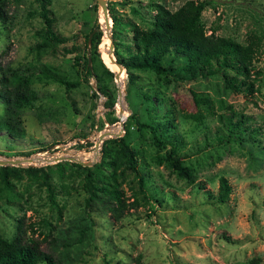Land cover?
Segmentation results:
<instances>
[{"label":"rangeland","instance_id":"1","mask_svg":"<svg viewBox=\"0 0 264 264\" xmlns=\"http://www.w3.org/2000/svg\"><path fill=\"white\" fill-rule=\"evenodd\" d=\"M105 1L108 12L112 9L122 19L146 27L152 21L154 2L173 10L184 0ZM41 3L60 37L55 44L48 40ZM3 9L7 17L0 20V86H10L12 70L26 79L36 96L17 109H5L0 99V120L8 112L23 130L10 136L0 129V154L37 157L18 166L5 164L19 167V175L9 176L10 190L0 181V236L11 239L19 225L22 236L35 239L57 264H137V258L142 264H264V0H210L199 16L206 32L240 43L249 34L258 36L250 73L256 90L235 92L220 73L182 79L150 69L134 70L137 85L151 96L147 100L133 86L125 94L123 68L122 83H116L114 73L112 80L104 76L110 88L115 87V99L117 84L122 88L113 107L104 102L100 106L101 93L81 58L92 56L93 71L103 75L107 30L96 0H3ZM96 20L104 38L95 52L84 35ZM118 32L120 43L129 40L126 26ZM43 41L47 44L39 45ZM229 110L245 115L240 141H219L215 136L217 113ZM129 112L145 123L165 116L173 119L174 131L183 141L177 154L183 165L192 168V180L153 161L168 144L155 147L147 129ZM187 112L197 113L198 118L184 117ZM105 129L119 132L96 144ZM124 130L126 142L136 150L147 195L146 202L115 218L108 208L111 202L100 192L94 203L86 205L81 187L86 170L73 165V160L55 158L92 160L84 165L92 168L100 160L102 140ZM26 166L42 167L53 186L52 199L39 171L33 175L23 170ZM219 175L230 185L223 202L214 198ZM128 178L118 186L125 201L132 199L129 185H137L134 173Z\"/></svg>","mask_w":264,"mask_h":264},{"label":"trees","instance_id":"2","mask_svg":"<svg viewBox=\"0 0 264 264\" xmlns=\"http://www.w3.org/2000/svg\"><path fill=\"white\" fill-rule=\"evenodd\" d=\"M210 0H184L175 9L170 10L160 2H154V13L150 25L142 27L137 23L122 19L114 10L109 9L111 19L110 37L113 44L112 53L114 59L124 68L125 86L124 92L127 94L133 86L137 88L143 97L151 100V96L137 85L138 74L134 70L150 69L163 77L168 75L179 76L182 79H193L197 76L220 73L227 87L235 92L251 93L256 90L254 86V76H251V61L258 50L259 38L255 34H249L244 43H240L229 36H223L213 31L206 32L200 19V11ZM41 5V15L46 24L48 40L54 44L60 37L51 28V18L48 16V9L43 3ZM7 14L3 9V0H0V20H5ZM126 26L131 34L127 42L120 43L121 35L118 29ZM92 50L96 52L97 45L102 42L103 31L96 20L84 35ZM43 41L39 45H46ZM87 52L89 48L87 45ZM90 57V56H89ZM83 67L90 73L95 82L97 90L105 96L104 103L108 107H113L116 102L115 87L112 89L105 82V74L112 80L113 71L102 61L103 75L93 71L92 56L87 62V56H82ZM91 60V61H90ZM48 67H45V70ZM255 72H257L255 70ZM10 86L6 84L0 86V99L5 105V109H17L31 104L35 98V91L28 86L26 79L19 76L15 71H10ZM62 83H68L65 78H58ZM0 120V129L8 135H21L22 128L7 115ZM184 117L198 118L197 113H183ZM129 117H134L129 112ZM136 120V117H134ZM217 125L215 136L219 141L234 139L240 141L245 131V115L233 110L229 112H218L216 115ZM114 122L117 118H111ZM137 121V120H136ZM137 124L144 126L149 132V141L155 147H161L165 143L168 148L161 154L156 152L153 161L163 164L169 171L179 177L192 180L193 170L181 163V158L177 154L182 138L176 135L173 119L165 116L164 119L155 123H145L137 121ZM127 130L118 136L102 140L100 145V160L89 168L77 162H71L78 168H84L81 183L82 189L86 191V205L94 203L98 192L104 195L110 213L117 218L129 207H135L139 203L146 202V192L144 190V176L140 173L136 164V150L126 142ZM106 168V171H105ZM16 166L0 165V181L3 187L11 189L9 176H18ZM140 169V168H139ZM28 173L39 171L41 180L47 194L52 199L53 186L47 179V175L42 171L41 166H26L23 168ZM136 175L137 185H129L132 199L125 201L119 183L128 180V174ZM199 187H204L202 182L197 183ZM230 185L223 175L218 176V184L215 201L223 202L229 193ZM22 228L17 225V231L11 239L0 236V264H37L44 261L48 264H57L51 254L38 247L35 239L22 236ZM137 264H142L137 258Z\"/></svg>","mask_w":264,"mask_h":264},{"label":"bare ground","instance_id":"3","mask_svg":"<svg viewBox=\"0 0 264 264\" xmlns=\"http://www.w3.org/2000/svg\"><path fill=\"white\" fill-rule=\"evenodd\" d=\"M101 11V10H100ZM100 19L102 20V23H103V27H104V30H105V32H106V30H107V33H108V29H109V27H108V23L110 24V20H108V22L106 23V20L104 19V17H103V14L102 15H100ZM107 33H106V39L104 38V36L102 35V40H103V38H104V44H105V40H107V50H108V42H109V38H108V36H107ZM103 55H106V53H103ZM107 57H108V55H107ZM105 60H106V62H107V64L105 63V61H104V63H105V65L109 68V69H111V70H113V72H114V74H115V76H114V78H115V81H116V83H117V81L119 82V83H122V74H123V71H122V69H119V67L116 65V64H114L113 62H111L110 61V57H108V58H105ZM117 89H118V95H117V99H116V102H115V105L117 104V102H118V96H121V94L120 93H122V88L120 87L119 88V84H117ZM121 100V98L119 97V101ZM122 106H119V108H118V110H119V113H120V115H122V114H124L123 112H122ZM119 123H120V121H119ZM113 133H117V131H115V130H113V129H105L98 137H97V139H96V144H98V142L101 140V138H103L104 136H108V135H110V134H113ZM116 135V134H115ZM95 148H96V151H97V145H95ZM36 157H37V155L36 156H33V155H31V156H29V157H25L24 159H22L21 161L20 160H18L19 162H21L22 164H25V163H28V162H31V161H33V160H35L36 159ZM39 157V156H38ZM41 158H43V159H45L44 157H41Z\"/></svg>","mask_w":264,"mask_h":264},{"label":"water","instance_id":"4","mask_svg":"<svg viewBox=\"0 0 264 264\" xmlns=\"http://www.w3.org/2000/svg\"><path fill=\"white\" fill-rule=\"evenodd\" d=\"M96 1H97V4L99 5L100 10H101V12L103 14V17H104V19L106 20V23H107L110 17L108 15L106 1L105 0H96ZM108 27L110 29L111 23L110 24L108 23ZM109 29H108V33H107V36L109 38L107 55H108V57H110V61L111 62L116 64L119 67V69H123V67L114 59V56L112 54L113 44H112V41H111L110 30ZM89 35L90 34H88L87 42L89 40ZM87 62L89 63V57H87ZM114 76H115V74H114ZM59 159L73 160V161H75V162H77V163H79L81 165H90L92 163V160H82V159L74 157V156H59V157L55 158V160H59ZM9 163L11 165H17V166L21 165L17 158L0 159V165H5V164H9Z\"/></svg>","mask_w":264,"mask_h":264},{"label":"built area","instance_id":"5","mask_svg":"<svg viewBox=\"0 0 264 264\" xmlns=\"http://www.w3.org/2000/svg\"><path fill=\"white\" fill-rule=\"evenodd\" d=\"M104 99H105V96L104 95H102V94H99V97H98V100H99V104H100V106H102V103L104 102ZM117 120V119H116ZM123 120V119H122ZM122 120H120V125H119V131L121 130V123H122ZM118 131V132H119ZM117 132V133H118ZM8 158H17L18 160H22V159H24L25 157H18V156H6V155H3V154H0V159H8ZM10 164V163H9ZM20 164H22L21 162H20ZM11 165V164H10Z\"/></svg>","mask_w":264,"mask_h":264}]
</instances>
